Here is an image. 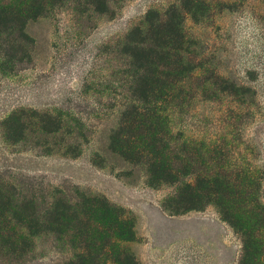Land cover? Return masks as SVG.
<instances>
[{"label": "trees", "instance_id": "16d2710c", "mask_svg": "<svg viewBox=\"0 0 264 264\" xmlns=\"http://www.w3.org/2000/svg\"><path fill=\"white\" fill-rule=\"evenodd\" d=\"M124 1L0 0V36L17 33L32 46L28 25L56 8L68 7L77 20L93 22L114 18ZM226 6L218 3L221 9ZM215 8L208 0H176L162 11L149 10L111 46L109 52L120 62L114 79L103 92L85 85L87 92H121V101L114 97L109 107L117 121L107 138L106 156L95 153L92 162L104 168L111 160L124 169V177L137 173L149 188H172L160 204L170 216L212 207L240 240L237 264H264L263 179L245 155L247 149L238 152L228 139L233 121L225 122L222 135L200 139L172 127L171 118L188 113L195 101H218L226 108L221 121L257 112L251 87L218 68L210 70L191 52L195 43L186 33V22L212 20L220 14ZM3 127L8 142L29 145L43 155L77 158L89 141L85 123L69 115L32 111L22 118L14 113ZM135 228L134 215L103 196L77 192L70 200L53 191L43 199L0 180L3 255L27 256L42 239L67 252L63 264H140L126 246L137 241Z\"/></svg>", "mask_w": 264, "mask_h": 264}, {"label": "rangeland", "instance_id": "374dc122", "mask_svg": "<svg viewBox=\"0 0 264 264\" xmlns=\"http://www.w3.org/2000/svg\"><path fill=\"white\" fill-rule=\"evenodd\" d=\"M208 1L220 14L200 24L186 22V33L195 43L191 52L200 55L199 62L210 70L218 68L251 87L257 112L221 121V110L226 108L218 101H195L188 113L171 118L172 127L200 139L222 135L225 122L233 121L228 139H233L238 152L246 148L245 155L260 169L264 201V0ZM222 1L226 10L218 7ZM174 2L126 0L115 9L114 18L102 16L93 22L77 20L68 7L56 8L28 25L32 46L17 33L0 36V180L27 196L44 199L58 191L71 200L80 192L103 196L130 211L136 218L137 241L126 246L140 264H237L240 240L212 207L170 216L160 204L172 188H149L137 173L124 177L120 174L124 169L111 160L104 168L92 162L95 153L106 156L107 138L117 121L109 107L114 97L121 101L117 96L121 92H87L85 85L103 92L119 69V58L109 52L115 41L149 10L162 11ZM32 111L82 120L89 139L82 154L77 158L43 155L29 145L8 142L4 121L14 113L24 118ZM67 256L52 241L41 239L27 256L0 253V264H63Z\"/></svg>", "mask_w": 264, "mask_h": 264}]
</instances>
